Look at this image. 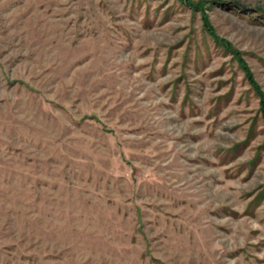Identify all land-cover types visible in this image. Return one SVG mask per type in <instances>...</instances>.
Instances as JSON below:
<instances>
[{
	"label": "rangeland",
	"instance_id": "1",
	"mask_svg": "<svg viewBox=\"0 0 264 264\" xmlns=\"http://www.w3.org/2000/svg\"><path fill=\"white\" fill-rule=\"evenodd\" d=\"M0 264H264V0H0Z\"/></svg>",
	"mask_w": 264,
	"mask_h": 264
}]
</instances>
